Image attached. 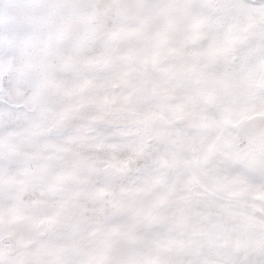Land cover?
<instances>
[{"label":"snow or ice","instance_id":"1","mask_svg":"<svg viewBox=\"0 0 264 264\" xmlns=\"http://www.w3.org/2000/svg\"><path fill=\"white\" fill-rule=\"evenodd\" d=\"M0 264H264V0H0Z\"/></svg>","mask_w":264,"mask_h":264}]
</instances>
